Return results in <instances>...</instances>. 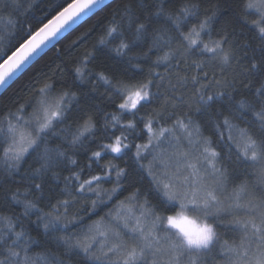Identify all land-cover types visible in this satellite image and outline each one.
Segmentation results:
<instances>
[{"label": "snow or ice", "instance_id": "1", "mask_svg": "<svg viewBox=\"0 0 264 264\" xmlns=\"http://www.w3.org/2000/svg\"><path fill=\"white\" fill-rule=\"evenodd\" d=\"M15 2L0 0V11L9 10ZM103 3L104 0H73L72 3L61 0L66 7H61L47 23L41 21L42 27H38L7 59H4L6 52L0 55L3 60L0 86L6 85L54 38ZM237 7L240 9L237 13L239 21L247 22L250 14L258 17L253 23L258 24L259 51L246 41L241 43L235 29L229 30L227 21L217 27L218 5H213L211 10L204 9L202 13L201 0H181L180 6L174 9L165 8L164 0H159L156 11L147 15L138 14L137 9L125 5L124 16L106 28L98 45L117 57L128 56L133 48H142L144 44L148 47L138 55L128 56L117 72L95 74L96 81L106 86L104 93L95 98L89 95V92L97 93L98 89L96 82L87 80L92 73L87 71L86 76L95 53L86 52L74 72L75 80L81 84L92 83L90 90L79 93L65 86L54 92L55 84L45 83L15 105L14 111L0 118V189L15 182L13 174H19L28 156H34L39 166L20 176V181L26 184L25 193L34 191L38 199H43L45 183L59 179V170L65 161L76 165L77 161L69 152L83 147L84 141L89 139L97 143L99 150L90 152L87 167L91 169L95 163L100 173L82 179L84 170L80 169L64 176V187L59 191L63 198H57L55 203L51 202L55 193L49 185L48 211L26 196L21 199L18 187L15 191H5L3 203L9 202L8 192L11 191L12 202L23 206V217L36 215L34 223L43 229L46 238L66 246L69 257L78 254L72 249H80L90 264H104L106 259L108 264H201V256H206L218 244L223 250L225 264H264V194L250 195L247 184H241L223 198L218 195L228 183L227 161L232 157L233 147L235 162L257 170L260 183H264V0H238ZM193 19L196 23L188 26ZM28 31L31 32V28ZM113 40H118L115 46H112ZM153 50L158 55L151 61L147 82H133L135 77L128 75L129 68L143 72L136 61L151 60L149 54ZM208 63L220 69V78L213 73L209 80V73L205 71ZM240 64L246 66L229 79L228 72L233 65ZM159 67L164 68L165 75L155 70ZM240 76L245 79H239ZM253 82L258 86L251 93V99L243 98L237 102L234 111L217 116L213 125L215 140L203 136L202 125L195 117L207 116L212 105L225 94L232 99L229 90H234L238 84L249 88ZM213 85L217 90L209 91ZM189 86L192 95L186 100L184 90ZM148 105H154L152 111L137 119L141 109ZM108 106L113 108L112 112L104 111ZM177 107L187 111L182 112L170 127L165 126ZM91 111L103 112L104 123L99 129L92 117L83 124L79 122L84 113ZM241 120L245 127L236 122ZM72 123L76 124L75 131H72ZM117 129L119 135H116ZM145 133L147 142L134 144ZM53 138L60 140L55 147L51 146ZM105 140L111 142L104 143ZM182 140L187 141L183 151ZM220 143L227 145V153L218 150ZM133 145V156L141 169L145 165L140 162L152 155L154 163L147 169V175L151 178L149 189L155 204L150 202L148 192L141 200L144 175L134 166L99 164L102 153L110 152L123 159L128 155L125 150L130 151ZM173 162L174 170L171 168ZM153 169L162 171L157 174ZM102 184L112 186L103 188ZM127 189L131 191L119 201L117 216L113 219L118 221V228L122 220V229L126 230L132 243L122 239L121 231L111 233V247L99 255L93 251L94 243H71L72 235L68 230L83 226L85 217L81 212L95 215L101 205L111 202ZM81 201L83 206L70 215V210ZM177 202L180 213L165 215ZM187 213L203 215L208 222L197 224ZM105 215H111V210ZM104 219L105 216H101L87 225L88 231L93 227L98 229ZM0 224L4 225L0 229V264H40L41 259L44 264H65L62 259L49 261L43 254L39 257L30 255L31 246L39 241L22 227L17 231L11 217L0 216ZM230 226L243 233L245 243L230 245L224 241L221 244L218 229ZM109 231H99L98 236L107 241ZM92 239L95 241L96 237ZM110 254L116 259H110Z\"/></svg>", "mask_w": 264, "mask_h": 264}, {"label": "trees", "instance_id": "2", "mask_svg": "<svg viewBox=\"0 0 264 264\" xmlns=\"http://www.w3.org/2000/svg\"><path fill=\"white\" fill-rule=\"evenodd\" d=\"M73 0H67L70 3ZM238 0H201V12L203 13L204 9H212L213 5H218L217 27L224 25L227 21L230 24V29H235L236 38L241 42H247L251 48L259 51V45L261 41L258 38V24H254L253 20H258L254 14H250L247 17V22L239 21L237 13L240 9L237 7ZM181 4V0H164V6L167 9L178 8ZM59 5V6H58ZM67 4H61V0H16L15 5L7 11H0V55H4L6 52L9 55L13 50H15L28 36H30L38 27L42 26V23L48 21L52 16H54L58 11L61 10V7L66 6ZM125 5L130 8H135L138 10V14L142 12L144 15H147L151 12H155L156 8L159 7V0H114L111 3L107 4L95 14L85 20L81 25L76 29L71 31L58 43H56L52 48L46 51L39 59H37L24 73H22L1 95H0V118L9 111L15 110V105L22 103L26 98L33 95L39 88L43 87L45 83H54L55 89L54 92L61 91L65 86L68 87L71 91H76L83 93L88 91L92 87V83L81 84L79 81L75 80L74 68L78 66V62L84 56L86 52H94L95 58L91 60L88 64L86 70L92 73L91 76H87V80L91 82H96L98 92L93 94L89 92V95L95 98L99 93H104L106 86L103 82L96 81V73L104 72L106 75H111L112 73L117 72V70L123 66L128 56H134L140 54L143 50H146L148 45L144 44L142 48L136 47L133 48L128 56L117 57L114 52H108L107 49H104L102 46L98 45V40L105 33L106 28L111 26L114 22L120 21L121 17L125 14ZM227 9V11H225ZM196 23L193 19L190 21L188 26ZM31 28V32L28 29ZM186 30V29H185ZM84 33V35H81ZM130 38V36H129ZM111 39V38H110ZM207 38L205 37V41ZM75 41V43H73ZM118 43V40H113L112 46ZM95 46V47H94ZM7 55H4L6 57ZM151 60L144 58L137 63L141 64L143 72L140 69L129 68L128 75L134 76L135 79L133 82L146 83L148 79V71L151 67V61L156 59L158 53L153 50L150 54ZM2 59H0L1 61ZM175 63V62H173ZM245 64L233 65V69L228 72V78L230 79L234 73H239L242 71ZM161 75H165V70L163 67L155 69ZM205 71L209 73V80L213 78V73L217 74L219 77L220 69L215 67L212 63H208ZM202 75V73H201ZM239 79H245L243 76H240ZM247 83L248 81L245 80ZM258 85L253 82L249 88H243L239 84L235 87L234 90H229L232 94V99H229V96L225 94L222 98L218 99L209 110L207 116H196L195 118L200 121L202 125L203 136H211L215 140V134L213 130V125L217 119V116L220 114L228 115L230 112L234 111L237 107V102L243 98L251 99V93L255 91V88ZM216 86L213 85L209 91H216ZM155 91V89H153ZM185 99L187 100L192 95L191 87L189 86L184 90ZM84 97L81 96L83 101ZM154 105H148L145 109H141L140 113L137 116L139 119L141 116L145 115V112H151ZM195 105H193V109ZM31 111V109H29ZM104 111L112 112L113 108L108 106ZM187 111L184 107H177L175 114L171 120H168L165 126H171L172 122L178 118L182 112ZM89 117H92L93 122L96 124L97 129H99L104 123L103 112L97 113L95 111L86 112L82 115L80 123L83 124L85 120ZM222 118V117H221ZM251 119V117H249ZM240 127H245L246 124L244 121H236ZM60 127H63L61 125ZM140 127H143L141 125ZM157 128L159 125L156 126ZM76 124L72 123V131H75ZM139 131V129H137ZM120 132L117 129L116 135H119ZM227 135V133H225ZM104 143L111 142L108 140L103 141ZM147 142V135L141 138H138L134 141L135 143L143 144ZM60 143L59 139L53 138L51 140V146L55 147L56 144ZM187 148V141L182 140L181 150ZM93 150H99L97 143L91 139L84 141L83 147H77L72 149L69 152V155L77 161L76 165L65 161V165L59 170V179L49 180L45 183V197L43 199H38V194L34 191H28L25 193L26 184L20 181V176L24 175L26 172H30L32 168L38 167V162L34 156H28L27 159L22 163L21 168L19 169V174H13L15 176V182L5 184L3 189H0V216L11 217L16 225V230L19 231L22 227L28 234L35 237L39 243L33 244L31 246L30 255L39 257L40 254H43L49 261L54 259H62L65 264H90L83 253L78 248L72 249L73 253H78L77 255H72L69 257L66 254V246L63 244L57 243L53 240L46 238L43 233V229L37 227L36 215H31L30 217H23V206L12 202L11 200V191H15L18 187L20 189L21 199H24L25 196L28 199L34 200L37 202L38 206L42 207L44 211H48L49 205V185L52 186V189L55 195L52 196L51 202L55 203L57 198H63L59 196V191L64 187L63 177L69 175L72 171H79L80 169L84 170L82 179L89 178V174L95 175L100 173V168L97 164L93 163L92 168L87 167L89 161L88 156ZM218 150L227 153V145L225 143H220ZM128 152L127 156H124L123 159L117 157V154L113 153H102L103 159L99 161L101 166L107 165L109 163L117 165L118 167L127 168L129 165H132L136 170L144 175V181L141 186V200L144 198V193H149V200L152 204H155L156 201L152 199L151 189H149L150 177L147 175V169L153 166L152 155H147V157L142 160L140 163H143L145 167L141 169L139 164L136 163L133 153L135 152V146L131 150H125ZM0 155H2V149H0ZM228 165V183L226 189L221 191L219 195L223 198L226 195L230 194L237 185L247 184L248 192L250 195L254 194L255 196H260L264 194V183H260L258 171L248 167L245 164H239L235 162V147L232 149V157L227 161ZM175 167L174 162L171 164V168ZM160 174L162 169H153ZM111 184H102L103 188H110ZM11 189L8 192V203H3L5 197V191ZM131 189L120 193L115 199L111 202H108L106 205H101L95 215L88 216L86 212H81V215L85 217L83 226H77L76 228H69L68 233L72 235L71 243L75 244L79 242L83 245V240L86 239L90 231L87 229V225L93 224L94 221L100 219L101 216H105V219L100 222L105 227L115 229L116 231L122 232V238L128 243H132L129 238L121 229H119L112 222L111 216L116 211L118 203L120 200H123L125 196L129 195ZM248 197L246 196L245 199ZM107 199V198H105ZM90 202V201H89ZM228 201H226L227 203ZM83 201L79 204H76L71 212H75L77 209H80L83 206ZM111 210V215H105ZM181 210L180 204L177 202L174 207L171 208V211L165 213L176 214ZM63 211V210H61ZM193 217L197 218L199 221L208 222V220L203 215H198L195 213H189ZM242 215V213H241ZM83 227V230H81ZM4 225L0 224V229H3ZM221 244L224 241H228L231 244H242L245 243L243 233L234 227H220L218 229ZM110 246V245H109ZM108 249V245L101 248L95 245L93 251L99 255V250L105 251ZM222 248L218 244L211 252H208L206 256H201V264H225L224 257L222 255ZM112 256L110 255V259ZM40 264H44V261L41 259ZM104 264H108V260L104 261Z\"/></svg>", "mask_w": 264, "mask_h": 264}, {"label": "water", "instance_id": "3", "mask_svg": "<svg viewBox=\"0 0 264 264\" xmlns=\"http://www.w3.org/2000/svg\"><path fill=\"white\" fill-rule=\"evenodd\" d=\"M114 0H104L103 5H101L98 8H95L93 10V13L95 14L98 10H100L101 8H103L104 6H106L107 4L111 3ZM73 1H71L70 3H72ZM67 6V5H66ZM64 6V7H66ZM93 13H89V15L87 17H82L81 20H78L75 24H73L71 26V28H69L67 31L62 32L60 35H58L56 38H54L51 42V44H49L46 48H44V50L37 56H34L27 64L24 65L23 68H21L19 71H17L15 73V75L8 81V83L4 86H0V95L22 74L24 73L37 59H39L46 51H48L50 48H52L56 43H58L61 39H63L66 35H68L71 31H73L74 29H76L79 25H81L85 20H87L89 17H91L93 15ZM56 15V14H55ZM54 15V16H55ZM53 17V16H52ZM51 17V18H52ZM50 18V19H51ZM48 21H46L45 23H47ZM42 27V26H41ZM35 32V31H34ZM34 32L32 34H34ZM30 36H28L25 40H27ZM24 40V41H25ZM24 41L22 43H24ZM20 46V45H19ZM18 46V47H19ZM17 47V48H18ZM16 50V49H15ZM15 50H13L12 52H14ZM12 52L7 55L10 56L12 54ZM7 56L4 57V59H7ZM3 63V60L0 61V64Z\"/></svg>", "mask_w": 264, "mask_h": 264}, {"label": "rangeland", "instance_id": "4", "mask_svg": "<svg viewBox=\"0 0 264 264\" xmlns=\"http://www.w3.org/2000/svg\"><path fill=\"white\" fill-rule=\"evenodd\" d=\"M174 168H175V167H172V170H174ZM218 195H219V193H218ZM178 203H179V202H178ZM179 204H180V203H179ZM180 211H181V210H180ZM180 211H179L178 213H180ZM176 214H177V213H176ZM176 214H173V215H176ZM137 215H138V212H137ZM187 215H189V217H190L191 219H193V220L195 221V223H197V224L206 223V222H204V221H199L197 218L193 217V216L190 215L189 213H187ZM115 216H117V209H116V211L113 213V216H111L113 224H115V225L117 226L118 221L113 219V217H115ZM119 223H120V225H121L119 229H121V230L123 231V233H125V234L128 236V233L126 232V230H123V229H122V220L119 221ZM106 230H110V231H109V239H108L107 241H104L102 237L98 236V232H99V231H106ZM113 231H116V230L113 229V228L109 229V228L105 227L103 224H100V226H99L98 229H97L96 227H93V229H92V230L89 232V234L87 235L86 239L83 240V245H87V244H90V243H94L97 247H99V246L101 247V244L103 243L104 246H107V245H108V247H111V245H112V243H113V240H112V238H111V233H112ZM93 236L96 237L95 241H93V239H92ZM122 239H123V238H122ZM109 245H110V246H109ZM101 251H102V250H99V251H97V252H100V253H101ZM105 251H107V250H105ZM110 255H111V254H110ZM111 256H112V255H111ZM111 259H112V260H115L116 257H115V256H112Z\"/></svg>", "mask_w": 264, "mask_h": 264}]
</instances>
